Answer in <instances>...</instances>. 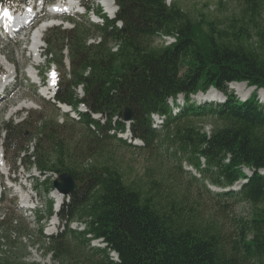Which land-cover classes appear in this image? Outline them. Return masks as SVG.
I'll list each match as a JSON object with an SVG mask.
<instances>
[{"label": "trees", "instance_id": "trees-1", "mask_svg": "<svg viewBox=\"0 0 264 264\" xmlns=\"http://www.w3.org/2000/svg\"><path fill=\"white\" fill-rule=\"evenodd\" d=\"M115 1L120 8L117 22L123 26L97 32L103 38L99 46L87 47L91 32L85 29L47 34L46 55L54 59L56 54L49 66L65 68V47L70 59V72L56 82L55 101L69 106L90 132V127L95 128L99 135L94 134L101 140L126 133L124 113L129 109L133 115L129 130L148 150L160 133L153 128L151 115L166 116L162 132L174 129L173 138L183 152L190 154L191 167L203 182L226 190L241 179L247 180L239 191L218 196L255 208L246 228L251 238L248 240L246 234L239 250L243 259L264 264V175L258 172L264 170V109L257 96L264 89V58L248 46L251 33L236 19L230 31L220 30L204 19L194 21L176 4L168 7L165 0ZM239 2L247 6V24H254L262 0ZM157 33L176 36V43L151 48ZM261 41L264 44V37ZM116 42L119 50L112 53L110 46ZM234 83L247 84L256 91L242 102L228 88ZM79 86H83L82 98L76 93ZM211 89L222 93L226 101L216 105L191 103V95ZM179 95L186 103L173 115L168 100H176ZM80 106L87 112H79ZM92 114L101 115L104 123L92 119ZM208 116L220 124L209 138L204 131L179 127L187 119ZM29 125L25 120L20 125L5 126L7 159L10 154L19 158ZM59 128L46 125L40 130L35 166L43 175L47 171L67 173L75 180L70 201L62 206L58 217L62 222L85 219L87 235L103 240L107 246L93 250L96 256L87 258V264H236V256L229 255L219 233L195 226L180 202L164 200L162 193L127 184L110 165H80L77 159L82 157V150L70 148ZM24 162L32 164L30 157ZM245 169L253 172L248 179ZM44 177L41 187L46 195L53 190V183ZM48 214L53 215L52 202H48ZM64 234L53 239L54 249L62 255L65 251L60 240ZM78 235L83 238L82 245L87 246L85 235ZM112 252L118 255L119 263L111 260Z\"/></svg>", "mask_w": 264, "mask_h": 264}, {"label": "rangeland", "instance_id": "rangeland-1", "mask_svg": "<svg viewBox=\"0 0 264 264\" xmlns=\"http://www.w3.org/2000/svg\"><path fill=\"white\" fill-rule=\"evenodd\" d=\"M166 2L169 5L176 4L192 20L204 19L213 22L220 30L230 31L228 28L232 20H239L240 24L246 27V31L251 33L252 38L247 42L248 46L264 58V44L261 41L264 37V0L259 4L260 13L254 24H247L250 20L244 14L247 6L239 0H166ZM242 18L246 19L245 22ZM43 22L42 18L28 32L17 37H0V59L8 60L15 71V79L12 78L8 91L0 99V172L12 170L9 179H16L18 183L16 187L13 184L14 189H12V184L6 178L2 180L0 261L4 264H87V258L93 259L96 256L93 250L97 248H93L91 242L87 246L82 245L83 238L72 229L76 222L86 223L87 221L78 219L62 224L58 219L60 226L53 229L51 225L57 223V219L55 215H48L47 204L51 201L54 206L52 198L56 196L54 191L47 196L44 194V187H41L40 183L45 180L44 176H40V172L34 165L27 166L23 161L21 162V156L18 159H15L16 154L13 156L10 154L9 159L5 157V126L22 124L25 115L28 114L25 120L30 124L28 131L32 135L30 136L27 131L25 148L33 139H38L37 136L44 126L60 127V134L70 148L76 147L82 150V157L77 159L80 165H86L87 161H91L89 166L92 167L110 165L122 174L127 184L139 186L143 191L162 193L164 200L173 199L180 202L195 226L219 233L229 255L236 256V264H261L257 260L243 259L239 250L240 242L247 234V224L250 223L255 208L246 203L237 202L233 198L223 199L218 196L222 193L220 188L213 186L210 182H203L201 175L191 167L190 154L183 152L178 141L173 138L174 129L161 131L151 149L138 150L133 145L120 142L118 137L112 140L96 138L94 129L90 132L76 114L64 113L58 107L59 105L54 103L53 98L46 100L41 96V93L47 96L45 90L42 92L31 80L28 70L35 63L32 53L33 34ZM50 30L43 37V45L41 44L44 47L43 53L46 50L44 41L47 34L52 32V35H55L53 33L55 30ZM90 35L96 36V32H91ZM150 45L151 48H157L154 41L150 42ZM55 59V53L52 61L45 60V54H42V65L37 71L40 75L55 76L58 81L61 78L60 74L64 75L68 71L66 66L69 62L66 63L65 68L57 69L49 66ZM5 70L9 75L8 69L0 63V73H5ZM232 87L230 85L229 90L236 97L239 95L238 99L241 98V101L251 91L247 85H244L243 94H240L238 91H233ZM251 92L250 96L254 91ZM261 92L257 93L259 101H263ZM178 102L181 106L184 105L181 100ZM169 104L176 107L175 103L169 102ZM213 105L216 104L213 103ZM15 109L19 110L13 113ZM98 120L103 123L102 119L98 118ZM179 127L193 128L196 131L209 127L210 130H206L212 132L213 129L219 128L220 124L208 116L203 119H187L180 123ZM85 156L87 158L83 160ZM4 164L6 170L3 167ZM46 177L50 182L55 180L49 172ZM19 186L28 193L21 195ZM35 187L38 189L36 190ZM28 194L32 196L34 204H38L39 209L35 212L23 208L25 205L22 201L28 198ZM30 207L33 206L30 205ZM259 208L263 209L262 206ZM63 231L65 234L60 242L63 244L65 254L62 255L54 249L56 243L53 238ZM247 236L250 240L249 234ZM111 260L115 262L112 257Z\"/></svg>", "mask_w": 264, "mask_h": 264}, {"label": "built area", "instance_id": "built-area-1", "mask_svg": "<svg viewBox=\"0 0 264 264\" xmlns=\"http://www.w3.org/2000/svg\"><path fill=\"white\" fill-rule=\"evenodd\" d=\"M53 6H56L57 8H59V10L55 11V13L58 14H53L51 15V17L61 19V21L58 22L57 25L62 30H73L75 27L73 24H70L66 21H62L65 17H71V15H77V16L80 15L79 17L76 16L77 18L87 16V18L91 23L98 26H103L106 23V21H111L114 19L115 14L118 10L113 0H90L87 7L82 4L81 0H67V1L55 2L52 4L51 7ZM2 8L3 7L0 4V10ZM60 10L65 13L61 12ZM99 42H100V38H93L88 41V44L97 45L99 44ZM174 43H175V38L173 37L160 36L157 38V44H159L160 46H165V47L171 46ZM117 49L118 48L115 47L114 52L117 51ZM206 133L210 135L209 130H206ZM136 143L141 144V142H136ZM28 149H29L28 154L31 155L34 152V142L29 145ZM75 228H77L78 231L82 232L86 229V224L83 223L75 224ZM89 238H91V236ZM101 243L102 240L97 241L94 244L104 248L105 245ZM111 257L116 263L119 262L118 256L115 253L111 254Z\"/></svg>", "mask_w": 264, "mask_h": 264}, {"label": "bare ground", "instance_id": "bare-ground-1", "mask_svg": "<svg viewBox=\"0 0 264 264\" xmlns=\"http://www.w3.org/2000/svg\"><path fill=\"white\" fill-rule=\"evenodd\" d=\"M10 16V15H9ZM0 19H1V16H0ZM1 21H3V20H0V22ZM3 25H5V23L3 24ZM13 28L14 27H12V26H9V27H7L6 28V30H7V32L8 33H11L12 31H13ZM49 28H50V24L49 23H44V24H42V25H40V26H38L37 28H36V30L34 31V34H33V45H32V53H33V58H34V60H35V63L30 67V69L28 70V74H29V76L30 77H32V78H34V80L35 79H37V77H38V75H37V73H35L34 71L36 70L37 71V69L38 68H35V64H36V62L39 60V59H41V53L40 52H38L39 51V49H40V42H43V37H44V35H45V33L49 30ZM0 63H2V66H4V67H6L7 69H8V71H9V75H4V76H2L1 78H0V86L3 84V83H5V82H7L11 77H12V70H13V66L10 64V62L8 61V60H2V59H0ZM12 66V67H11ZM38 72V71H37ZM52 81H53V79H51L50 80V85H48L49 86V88H48V86H47V88H45V89H43V90H45V94L48 96H43L42 95V93H41V95L43 96V97H45L46 99H50L51 97H50V95L51 94H49V92H50V89H51V86H52ZM230 86V85H229ZM231 86H233L232 87V90L233 91H238L240 94H243V89H242V87L244 86V85H242V84H234V85H231ZM8 87V86H7ZM229 88V87H228ZM47 89V90H46ZM249 89V88H248ZM40 90H42L41 88H40ZM43 90H42V92H43ZM252 92L250 91V93L249 94H251ZM213 94L216 96V95H218V97H219V99L221 98V96H220V94H218V93H216V92H212L210 95H208V96H206L205 97V101H209V102H214V101H216V100H219V99H216V98H218L217 96L215 97V96H213ZM248 94V95H249ZM193 95H191L190 96V98L192 97ZM208 98V99H207ZM27 105V104H26ZM60 106V110H63V112L64 113H72V111H70L69 110V108L68 107H66V106H64V105H59ZM24 108V107H23ZM22 108V109H23ZM25 109V108H24ZM16 110H19V109H15V110H13L12 112L13 113H15L16 112ZM96 118H98V117H96ZM4 163V162H3ZM5 166V164L3 165V167ZM56 199H58L57 200V202L58 203H60V199H61V196L60 195H57L56 194V197H55ZM24 202L26 203V204H31V202L29 201V198H24ZM52 227H53V229H57V224L56 223H53L52 225H51Z\"/></svg>", "mask_w": 264, "mask_h": 264}, {"label": "water", "instance_id": "water-1", "mask_svg": "<svg viewBox=\"0 0 264 264\" xmlns=\"http://www.w3.org/2000/svg\"><path fill=\"white\" fill-rule=\"evenodd\" d=\"M124 120L125 122H131L133 120L132 112L129 109H126L124 113ZM75 185V180L70 174H63L53 186L59 194L68 196L74 191Z\"/></svg>", "mask_w": 264, "mask_h": 264}]
</instances>
